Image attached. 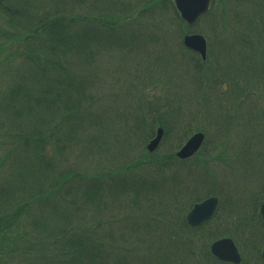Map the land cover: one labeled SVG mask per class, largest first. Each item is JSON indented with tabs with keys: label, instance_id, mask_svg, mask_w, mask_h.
<instances>
[{
	"label": "trees",
	"instance_id": "obj_1",
	"mask_svg": "<svg viewBox=\"0 0 264 264\" xmlns=\"http://www.w3.org/2000/svg\"><path fill=\"white\" fill-rule=\"evenodd\" d=\"M230 1L223 0L224 7ZM169 13L172 25L184 27L172 0H0V173L12 171L10 178H0V264L216 263L209 253H197L199 233L210 223L190 227L184 216L185 193L203 182L201 177L212 178L211 171L190 170L188 179H182L179 169L172 167V161H179L172 153L157 160L146 156L141 165L154 164L145 176L144 166L133 167L130 174L127 167L107 171L108 165L92 160L107 152L101 141L119 123L127 128L123 135L139 138L145 133L147 140L154 126L144 128V114L163 108L161 99L148 102L127 127L120 94L111 96L110 106L95 104L94 94L104 92L108 81L96 73L103 64L112 69L115 63H130L129 71L141 68L147 73L144 77L154 76L152 87L160 84L157 91L167 94L172 109L162 112L161 125L180 121L186 82L181 91L177 81H170L169 71H148L170 41L175 49H183L167 33L164 22ZM260 21L259 29H248H257L260 40L253 43L245 32L235 46L253 47L261 61L250 65L240 79L224 78L213 87L220 84L214 116L218 132L237 129L245 138L234 162L241 161L244 172L254 170L253 175H264V166L256 170L255 165V158H264V148L258 150L261 142H249L244 129L249 118L257 125L258 117L264 116L257 114L258 107L264 108V12ZM176 32L180 36L181 31ZM222 45L224 41L214 49ZM188 54V60L182 57L203 70L196 73L203 79L200 72L210 68V61H197L193 51ZM197 83L195 91H200L202 81ZM144 90L143 84L141 91L131 85L130 92L138 95ZM89 99L91 103L84 105ZM247 100L249 116L239 107L233 110ZM111 134L108 131L109 142ZM79 145L87 148V158L73 154ZM228 155H233L230 146H223L215 160L227 166ZM198 160L207 159L200 155ZM237 210L247 208L238 203ZM259 223L258 212L243 225L251 230Z\"/></svg>",
	"mask_w": 264,
	"mask_h": 264
},
{
	"label": "rangeland",
	"instance_id": "obj_2",
	"mask_svg": "<svg viewBox=\"0 0 264 264\" xmlns=\"http://www.w3.org/2000/svg\"><path fill=\"white\" fill-rule=\"evenodd\" d=\"M262 4L263 0H251L248 2H244L242 0H231L227 4V7H224L223 0H220L217 7L212 11L210 10L211 14L204 17L202 21L197 23V25L192 28L186 23H183L184 27L178 24L172 25L170 22L171 13H169L168 19L164 23L166 25L168 35L170 36V38H175L176 43L182 42V37L178 39L179 34L176 31L180 30L182 32L183 29L184 33H210V35L214 38L213 43L209 46V51L211 50V57L210 59H208V61H210V68L208 67V69H206L204 72H200L203 79H199L196 73L203 70L194 69L192 67V64L187 61L190 56H185L187 60L184 59L182 57L184 55L183 49H181V47L175 49L173 47L174 44L169 39L168 41H170V43L167 44L165 50L158 51V53H160L159 57L154 59L155 64L150 66L148 68V71H151V74H155V71H169L170 81H177L179 83L181 91L183 90V83L186 82L188 91L184 95V108L181 110L180 116H178L180 119V124L177 121H173V124L167 123V126L165 127V139H163L160 147L154 153L149 154L146 151V143L144 142L145 133H139L138 136L140 139L138 137H135L134 135H132V137L123 135L124 131L127 128H124V125L119 123L116 127L112 126L108 130L105 129L107 131L101 143L105 144L107 152L98 159L102 161L101 163H104H99L95 156L92 160L94 162H97L99 166L108 165L109 168L106 169L107 171H111L113 169L125 170V167H127L126 171H130V174H133V167L144 166V169L141 173H143V175L145 176L149 174V167L152 166L153 168L154 164L141 165L146 156H151L154 158V160H157L164 154L172 153L174 155V153L180 148V146L190 135L197 131H203L206 133L207 138L210 139H207V142L205 144L206 146L201 151V155L204 156L207 160L199 161L197 160V158H191L187 161H179V163L177 161H172V167L181 171L180 174L182 176V179H188V173L190 172V170H193L195 173L200 169L205 170V168L207 169V171H211L210 173H212L213 177H201V180L203 181V183H200V185L202 186V190L199 194L191 196L192 199L196 197L204 198L206 196H209V194H212V192L217 191L219 196H221L223 199H227V202L228 199H231L233 201V199L236 198V203L246 204L248 197L242 194H250L253 191H257L259 195L253 198L252 201L263 200L264 175L248 176L244 174L243 164L238 160L234 162V166L236 167L235 172L230 171L229 169L228 172H226L227 168L226 165L221 162L222 160H217L218 157L215 160V156L218 155L220 148L223 146H232V148L234 147L235 154L231 155V159H236L238 156L237 149L240 146V143L245 139L240 137L241 135L239 134L237 129H232V131H229L227 134L226 132H224L222 135L219 134L218 127L215 123L214 118L217 108V99L213 94L215 80L222 81V79L224 78H227L226 80L228 81L233 79L238 80L240 79V76L249 69L250 65H253L256 61H261L259 58L260 55L256 54V51L253 47L244 49L237 47L234 45V39L239 35L247 32L249 34L244 37H247L248 39L251 38L254 41L253 43H257L260 40V35L258 34L257 29H253L251 33L248 29H252L254 26H258L259 29L263 25V23H261L260 21L261 14L264 12ZM253 12L255 13L253 14ZM243 21L246 22L248 28L245 26V22L244 26L241 25ZM239 40L236 42H239ZM221 41L228 42L227 47L214 49V44ZM135 55H137V53H135ZM196 57L198 59H195L199 61V56ZM164 60H167L165 64H163ZM196 60L194 61L196 62ZM129 64L124 66L123 63H115L113 64L112 69L108 68L106 64L100 66L96 73L100 76H105L110 85L113 87L109 86L108 81L105 80L104 92L98 90L96 91V94H94V97H102L105 92L109 91L103 98L97 100L96 97V100L94 101L95 104L105 105L108 103L109 106L111 103V96L118 97V95L120 94L123 105L121 104V98H119L120 104L122 105V109L119 108V110H123L122 112L128 115V122L126 124L127 127L133 125L134 117L139 111L146 110L148 102L152 103L157 101V99H161L163 105L161 111L164 113H167L169 111V104H167L169 100L166 97L167 94L160 90L159 93L157 91L160 84H156L154 88L152 87V80L150 79H154V76H152V78H150V76L144 77L147 73H144L141 68L139 70L132 69L129 71ZM183 77L184 79L182 81ZM199 80L202 81L201 89L200 91H195L196 84H199L197 83ZM112 83H114V85H112ZM142 84L145 86V90L143 91V93H140ZM92 85L93 84L89 83L90 88L92 87ZM131 85L135 87L137 85V87L140 89V91H138V95L140 94L145 101L141 100L138 95L131 94ZM219 87L220 84L215 86L216 92L218 91ZM204 88H206L208 91V95L206 97L201 95V90H203ZM209 96H213L214 100L208 98ZM171 98L173 99V96H171ZM90 103L91 99L86 101L84 105H89ZM246 109H248V106H246ZM151 110L152 111L148 114L149 117L148 115H146V113L144 114V120H147V126H144V128L151 129L154 126L153 133H155L157 126L161 125V123L163 122L161 121L162 112L158 111V109ZM170 111H172V109H170ZM119 117V112H117V121H119ZM151 119L154 122L151 121ZM108 131L114 133L111 134L112 137L110 139V142ZM251 141H253L252 138L249 142ZM76 146L78 147V145ZM87 151L88 150L84 145H79L78 151H74L73 154H75L76 157L77 155H80V159L87 158V154L89 153ZM71 160H74V157H72ZM169 168L170 167H166L165 170ZM1 171L2 172L0 173V178L5 177L8 179L11 177L12 171L10 170V168H6L4 171L2 169ZM221 173H225L224 176L221 175ZM255 179L256 181L251 183V185L255 183L254 186H251L249 183ZM143 180H146L149 184L151 183L149 178H144ZM170 185L171 183H169V186ZM186 193L184 195L185 209H187L188 204L191 201V197L186 196ZM188 193V195H190V191ZM233 204L235 203L233 202ZM224 209L227 210L228 208ZM222 215L223 217L221 216L219 218H216L217 220L210 224L207 228L214 229L219 227L223 229V231L226 230L231 232L229 234H232L233 236H229L233 237L234 239L239 238L244 242L245 240H249V242H247L246 244V249L248 250L247 259L251 258L252 251H256L255 248L258 249L260 247L259 249L261 251V248L264 245V233L258 235L257 229L249 230L247 227L239 226L243 221L244 212L238 211L237 206L235 205V210L233 212ZM237 226H239V228L235 229ZM207 228L201 231L199 234L208 236L207 234L210 233V231ZM207 241L208 239L206 237L201 238L197 253L201 246L204 247ZM210 241H208L207 243H209ZM202 251L205 252V249H203ZM249 263L262 264L263 261L261 260L260 263H257V258L252 257Z\"/></svg>",
	"mask_w": 264,
	"mask_h": 264
},
{
	"label": "water",
	"instance_id": "obj_3",
	"mask_svg": "<svg viewBox=\"0 0 264 264\" xmlns=\"http://www.w3.org/2000/svg\"><path fill=\"white\" fill-rule=\"evenodd\" d=\"M177 8L179 9L183 19L187 20L189 23L195 22L198 17L205 13L208 9L210 0H175ZM184 42L187 46H190L205 57V39L201 35H191L186 36ZM163 130L160 128L158 130L157 136L148 144L150 150L155 149L162 137ZM204 139L202 133H197L189 139L185 146L177 153L180 157H187L193 154L201 145ZM217 204V199L211 197L205 201L195 204L191 212L188 214V221L192 225L200 224L205 219H208L213 215L215 207ZM261 212L264 218V205L261 207ZM212 252L222 260L240 262V254L229 238H223L215 241L211 246ZM264 255V251H263Z\"/></svg>",
	"mask_w": 264,
	"mask_h": 264
}]
</instances>
